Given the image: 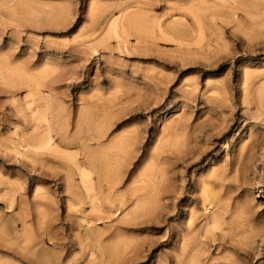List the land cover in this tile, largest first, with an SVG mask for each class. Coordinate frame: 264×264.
<instances>
[{
	"label": "rangeland",
	"instance_id": "1",
	"mask_svg": "<svg viewBox=\"0 0 264 264\" xmlns=\"http://www.w3.org/2000/svg\"><path fill=\"white\" fill-rule=\"evenodd\" d=\"M0 264H264V0H0Z\"/></svg>",
	"mask_w": 264,
	"mask_h": 264
},
{
	"label": "bare ground",
	"instance_id": "2",
	"mask_svg": "<svg viewBox=\"0 0 264 264\" xmlns=\"http://www.w3.org/2000/svg\"><path fill=\"white\" fill-rule=\"evenodd\" d=\"M82 175V174H81Z\"/></svg>",
	"mask_w": 264,
	"mask_h": 264
}]
</instances>
